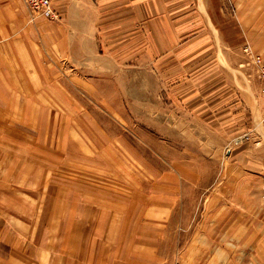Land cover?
<instances>
[{"label":"rangeland","instance_id":"1","mask_svg":"<svg viewBox=\"0 0 264 264\" xmlns=\"http://www.w3.org/2000/svg\"><path fill=\"white\" fill-rule=\"evenodd\" d=\"M53 5L0 0V264H264L209 187L238 96L264 126V0Z\"/></svg>","mask_w":264,"mask_h":264},{"label":"crops","instance_id":"2","mask_svg":"<svg viewBox=\"0 0 264 264\" xmlns=\"http://www.w3.org/2000/svg\"><path fill=\"white\" fill-rule=\"evenodd\" d=\"M55 5L58 6L57 1ZM237 99L238 106L230 109L232 113L229 112L221 129L225 145L229 148L225 147L223 151V179L215 180L209 187L222 186L225 198L239 208L240 229L234 230L235 225L231 233L239 237L246 235L247 245L258 244L259 227L264 228V126L253 128L248 125V129L243 131L248 118H244L240 108L242 104L248 106V103L239 96ZM238 130L239 133L236 132ZM256 220L260 221L257 227Z\"/></svg>","mask_w":264,"mask_h":264},{"label":"built area","instance_id":"3","mask_svg":"<svg viewBox=\"0 0 264 264\" xmlns=\"http://www.w3.org/2000/svg\"><path fill=\"white\" fill-rule=\"evenodd\" d=\"M30 11L33 18L58 19L59 13L56 11L53 0H22ZM247 54L252 59L255 67L257 77L261 82V93L264 99V66L259 57H256L251 51Z\"/></svg>","mask_w":264,"mask_h":264},{"label":"bare ground","instance_id":"4","mask_svg":"<svg viewBox=\"0 0 264 264\" xmlns=\"http://www.w3.org/2000/svg\"><path fill=\"white\" fill-rule=\"evenodd\" d=\"M241 139H242V138H241ZM236 144H238V143L236 142ZM165 203H166V202H165ZM170 204H171V203H170ZM174 206H175V205H174ZM154 207H155V206H154ZM156 207H158V206H156ZM159 207H161V206H159ZM172 207H173V206H172ZM165 208H167V207H165ZM135 209H136V208H135ZM70 219H71V218H70ZM131 220H132V219H131ZM117 221H118V220H117ZM120 223H121V222H120ZM122 223H123V222H122ZM121 228H122V227H121ZM134 228H135V225H134ZM134 228H133V229H134ZM133 232H134V231H133ZM131 233H132V232H131ZM104 235H105V234H104ZM128 235H129V234H128ZM130 236H131V235H130ZM105 240H106V239H105ZM110 243H111V242H110ZM126 243L129 245L130 240H127ZM128 245H127V246H128ZM123 246H124V245H123ZM115 250H116V249H115ZM110 258H111V257H110ZM110 260H111V259H110ZM110 260H109V261H110ZM143 260H144V259H143ZM107 263H108V262H107Z\"/></svg>","mask_w":264,"mask_h":264}]
</instances>
